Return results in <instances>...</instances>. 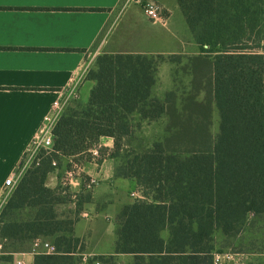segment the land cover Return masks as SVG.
Segmentation results:
<instances>
[{
  "label": "trees",
  "instance_id": "trees-1",
  "mask_svg": "<svg viewBox=\"0 0 264 264\" xmlns=\"http://www.w3.org/2000/svg\"><path fill=\"white\" fill-rule=\"evenodd\" d=\"M178 2L200 48L191 59L195 92L182 110L172 93L164 100L151 97L154 56L105 53L89 71L96 85L87 106L68 107L54 129L55 147L66 156L84 157L107 136L115 140L109 155L118 159L124 139L133 134L135 112L150 121L170 119L168 136L118 164L117 176L135 179L145 198L120 213L115 253L89 264H117L119 254L132 255L134 264H214L216 231L235 235L250 216L261 218L264 230V0ZM203 89L210 98L201 102L197 93ZM213 103L220 116L216 136ZM101 153L104 158V148ZM69 201L61 188L22 182L4 205V213L36 209L34 239L63 234L65 249L36 254L34 264H80L76 219H60L55 212L57 204ZM2 219L0 238L7 239V251L17 252L9 245L20 237L22 224ZM259 251L264 254V233ZM11 259L3 255L0 264Z\"/></svg>",
  "mask_w": 264,
  "mask_h": 264
},
{
  "label": "crops",
  "instance_id": "crops-1",
  "mask_svg": "<svg viewBox=\"0 0 264 264\" xmlns=\"http://www.w3.org/2000/svg\"><path fill=\"white\" fill-rule=\"evenodd\" d=\"M156 1L166 8L165 22L151 19L137 0H0V193L45 116L55 102L69 97L70 84L79 76V99L68 107L87 106L96 85L88 74L99 55L200 54L178 0ZM114 144L113 137H101L105 157L85 163V173L99 181L89 200L82 206L73 201L55 206L58 218L76 219L81 259L115 253L119 215L136 200L130 196L142 190L135 179L117 176V159L109 155ZM43 183L59 188L52 171L45 172ZM84 210L88 217L81 215ZM31 238L24 252L34 264L33 231ZM117 264H134V257L119 254Z\"/></svg>",
  "mask_w": 264,
  "mask_h": 264
},
{
  "label": "rangeland",
  "instance_id": "rangeland-1",
  "mask_svg": "<svg viewBox=\"0 0 264 264\" xmlns=\"http://www.w3.org/2000/svg\"><path fill=\"white\" fill-rule=\"evenodd\" d=\"M264 33V31H263ZM155 57L154 66L157 67L155 72L156 82L152 87L151 97L164 100L170 93L174 95L175 102L180 110L187 103L188 98L194 95L192 88V70L191 59L194 56L190 55H150ZM176 56V57H175ZM180 56V58H177ZM209 94L205 89L197 93L198 101L209 99ZM211 131L214 136L219 132L220 116L216 105H211ZM131 122L134 127L133 134L124 139L122 147L118 151V164H121L129 159H133L136 153H142L153 147L156 141L164 139L170 134L167 130L170 122L169 116L164 115L157 120L150 121L144 119L140 112H135L131 116ZM46 171H32L23 179L24 183H40L43 182V175ZM43 174V175H42ZM143 194L144 191L142 190ZM134 199V197L130 196ZM4 206L0 210L2 220H8L9 217L20 221L22 224V232L14 243L9 245V250L17 252L28 251L30 241H32L33 221L36 209L26 208L23 210H14L3 212ZM4 214V216H3ZM11 214V216H9ZM0 222V228H1ZM263 220L259 217L250 216L249 219L242 225L241 230L235 235H225L221 231H216L214 234V243L217 246L218 252H246L252 255L249 256L248 264H264V254L261 253L263 243ZM63 234L59 233L54 236L51 241L55 242L60 251L65 249L62 244ZM80 245L77 250L81 251ZM80 256L79 254H76ZM31 264V262L29 261Z\"/></svg>",
  "mask_w": 264,
  "mask_h": 264
},
{
  "label": "built area",
  "instance_id": "built-area-1",
  "mask_svg": "<svg viewBox=\"0 0 264 264\" xmlns=\"http://www.w3.org/2000/svg\"><path fill=\"white\" fill-rule=\"evenodd\" d=\"M142 4L145 13L154 20L167 21L166 8L156 0H137ZM81 76L71 82V93L64 101L54 103L52 112L45 116L43 124L34 134L28 145L23 159L16 169L5 179L0 193V210L7 203L14 190L22 184L23 179L29 172L41 170L46 165L50 171L55 172L58 180L57 186L63 189V193H69L73 202L78 203L83 199L85 194L90 193L98 184V179L85 173V163L88 160L100 162L102 160L101 146L93 145L84 157L66 156L55 147L54 129L69 106L70 100L79 99V84ZM135 199H144L145 196L141 191L133 193ZM82 216L88 217L89 214L84 210ZM7 239L0 238V257L3 255H12L8 264H29L25 252H9L6 249ZM32 252L36 255L39 253L53 254L60 251L59 246L48 238L38 237L33 240ZM249 253L232 252L224 253L215 252L214 264H248ZM80 264H89L87 255H83ZM94 264H101L100 261H94Z\"/></svg>",
  "mask_w": 264,
  "mask_h": 264
}]
</instances>
